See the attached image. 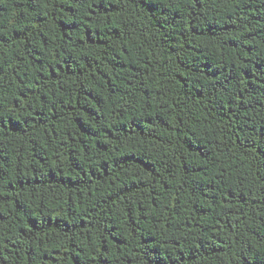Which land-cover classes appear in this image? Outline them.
Returning <instances> with one entry per match:
<instances>
[{
    "label": "trees",
    "instance_id": "obj_1",
    "mask_svg": "<svg viewBox=\"0 0 264 264\" xmlns=\"http://www.w3.org/2000/svg\"><path fill=\"white\" fill-rule=\"evenodd\" d=\"M0 264H264V0H0Z\"/></svg>",
    "mask_w": 264,
    "mask_h": 264
}]
</instances>
